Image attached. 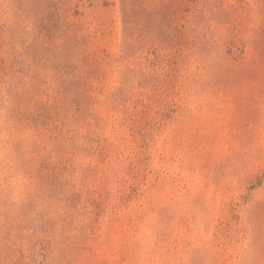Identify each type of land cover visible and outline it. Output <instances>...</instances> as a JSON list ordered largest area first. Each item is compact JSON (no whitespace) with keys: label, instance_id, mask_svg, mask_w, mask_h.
Listing matches in <instances>:
<instances>
[{"label":"rangeland","instance_id":"obj_1","mask_svg":"<svg viewBox=\"0 0 264 264\" xmlns=\"http://www.w3.org/2000/svg\"><path fill=\"white\" fill-rule=\"evenodd\" d=\"M0 264H264V0H0Z\"/></svg>","mask_w":264,"mask_h":264}]
</instances>
